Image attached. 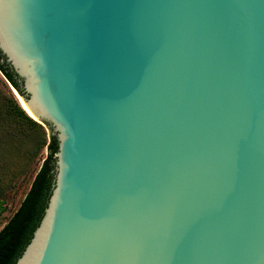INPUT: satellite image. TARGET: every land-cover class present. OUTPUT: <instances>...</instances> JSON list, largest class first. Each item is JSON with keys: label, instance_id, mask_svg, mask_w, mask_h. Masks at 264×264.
I'll return each instance as SVG.
<instances>
[{"label": "water", "instance_id": "95a60500", "mask_svg": "<svg viewBox=\"0 0 264 264\" xmlns=\"http://www.w3.org/2000/svg\"><path fill=\"white\" fill-rule=\"evenodd\" d=\"M0 54L58 144L16 264H264V0H0Z\"/></svg>", "mask_w": 264, "mask_h": 264}, {"label": "trees", "instance_id": "16d2710c", "mask_svg": "<svg viewBox=\"0 0 264 264\" xmlns=\"http://www.w3.org/2000/svg\"><path fill=\"white\" fill-rule=\"evenodd\" d=\"M1 59L0 54L5 84L20 90L13 71ZM47 130L28 115L13 92L11 97L4 96L0 87V214L6 211L5 198L14 190L15 179L34 172L25 198L0 231V264H16L47 206L58 150L56 137ZM23 143H30V147L22 150ZM45 149L48 155L42 162Z\"/></svg>", "mask_w": 264, "mask_h": 264}, {"label": "rangeland", "instance_id": "374dc122", "mask_svg": "<svg viewBox=\"0 0 264 264\" xmlns=\"http://www.w3.org/2000/svg\"><path fill=\"white\" fill-rule=\"evenodd\" d=\"M3 76L0 74V87L2 88L3 95L11 97V92H13V89L7 87V85L4 82ZM14 94V92H13ZM15 95V94H14ZM49 133V131L47 130ZM28 147H30V143H23L21 146L22 150H27ZM48 150L45 149L42 155V162L47 157ZM19 159V158H18ZM22 160V159H20ZM38 168V167H37ZM33 173H30L26 176H20V178H16L14 181V186L12 185V188L14 189L8 196L5 198V207L6 211L4 213L0 214V231L3 229V227L6 225V223L10 220L12 215L15 213V211L19 208L21 202L25 198V195L29 189L32 175Z\"/></svg>", "mask_w": 264, "mask_h": 264}]
</instances>
